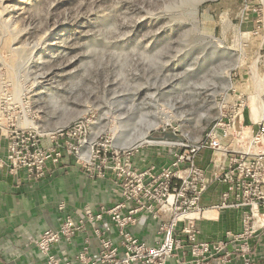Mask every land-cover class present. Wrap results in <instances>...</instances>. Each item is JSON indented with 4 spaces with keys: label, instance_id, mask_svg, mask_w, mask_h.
Listing matches in <instances>:
<instances>
[{
    "label": "rangeland",
    "instance_id": "1",
    "mask_svg": "<svg viewBox=\"0 0 264 264\" xmlns=\"http://www.w3.org/2000/svg\"><path fill=\"white\" fill-rule=\"evenodd\" d=\"M237 99L264 111V0H0L1 133L85 118L140 161L165 162L150 135L196 141ZM153 114L177 126L116 141ZM208 159L202 149L196 163Z\"/></svg>",
    "mask_w": 264,
    "mask_h": 264
},
{
    "label": "built area",
    "instance_id": "2",
    "mask_svg": "<svg viewBox=\"0 0 264 264\" xmlns=\"http://www.w3.org/2000/svg\"><path fill=\"white\" fill-rule=\"evenodd\" d=\"M237 101L196 141H156L168 147V161L161 163L140 165L136 146L115 145L85 118L53 131L14 124L0 132V170L8 175L22 172L38 181L48 162L58 165L70 157L87 177L112 185V201L96 210L58 203V226L28 241L38 264H253L252 241L264 235V111L256 127L245 124L244 104ZM202 149L210 155L199 166ZM215 184L222 187L219 201L202 205ZM226 209L238 211L240 229L202 237L199 221Z\"/></svg>",
    "mask_w": 264,
    "mask_h": 264
},
{
    "label": "crops",
    "instance_id": "3",
    "mask_svg": "<svg viewBox=\"0 0 264 264\" xmlns=\"http://www.w3.org/2000/svg\"><path fill=\"white\" fill-rule=\"evenodd\" d=\"M243 119L245 124L256 127L257 121L252 119L250 106L248 111L244 110ZM137 158L143 165V160L140 161L139 156ZM155 161L163 162L162 159ZM211 187L217 195L210 196L208 203H201L204 206L219 201L222 187L215 184L208 190ZM111 189L108 180L87 177L70 157H64L58 165L48 162L45 177L38 181L26 179L22 172L11 176L0 170V264H38L37 251L28 241L42 229L58 226L61 216L57 210L58 203L64 201L70 209L89 204L96 210L112 201ZM207 191L201 201L208 199ZM215 216L217 218L213 220L199 221L202 237L216 239L225 229H240L237 210H222ZM141 234L147 235L146 231ZM150 238L147 237L149 241ZM252 242L256 244L253 264H264V235L259 241Z\"/></svg>",
    "mask_w": 264,
    "mask_h": 264
},
{
    "label": "bare ground",
    "instance_id": "4",
    "mask_svg": "<svg viewBox=\"0 0 264 264\" xmlns=\"http://www.w3.org/2000/svg\"><path fill=\"white\" fill-rule=\"evenodd\" d=\"M197 2H199V1H197ZM197 2L194 3L193 7H190L191 8L190 9V12H188V13L193 14V18L196 17L197 16V13H198ZM255 109H256L255 106L252 105L251 106L252 119L253 120H255V119L258 120V118L260 119L262 113L260 114V112H258ZM129 124H131V126L129 128H127L126 131H123L122 133H120L119 134L120 137L119 138L117 137L118 139H116V141L117 142L120 141V144L123 145V146H127L128 144L129 145H132V144H134V142L137 141V140H132V141H130L128 143V140H130L131 138H127V139L124 138L123 139V137L129 136L133 132V131H131L132 130V126L135 127L134 128L135 135L141 137V140L140 141H144L145 140L144 139L145 136L150 132V130H152V129L156 128V127H159L160 125H162V126H165V125H173L175 127L177 126V123H173V120L169 119L168 117H165V118L164 117H161L160 114H153L152 116H149V117L142 116V117L132 118V121ZM110 131L113 132L112 130H110ZM126 143H128V144H126Z\"/></svg>",
    "mask_w": 264,
    "mask_h": 264
},
{
    "label": "water",
    "instance_id": "5",
    "mask_svg": "<svg viewBox=\"0 0 264 264\" xmlns=\"http://www.w3.org/2000/svg\"><path fill=\"white\" fill-rule=\"evenodd\" d=\"M150 139H155V138H159L160 140L158 141H162V142H166L167 140H179L182 141L183 137H181L180 135H176L173 132L170 131H165L164 135L162 137H154L152 135L149 136Z\"/></svg>",
    "mask_w": 264,
    "mask_h": 264
}]
</instances>
